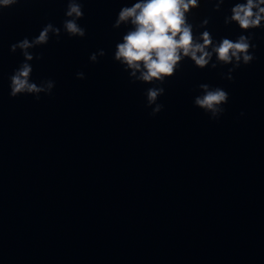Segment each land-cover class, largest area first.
<instances>
[{"label":"clouds","instance_id":"clouds-1","mask_svg":"<svg viewBox=\"0 0 264 264\" xmlns=\"http://www.w3.org/2000/svg\"><path fill=\"white\" fill-rule=\"evenodd\" d=\"M17 0H0V7H8ZM198 0H136L131 6L120 9L113 25L119 28L121 25H130L129 30L123 35L122 42L116 44L114 59L123 65L129 72L132 82L140 81L148 84H163V82L175 75L184 58H190L198 68H205L215 53L216 59L222 64H232L228 69V80H232L231 73L240 67V62L247 65L254 60L250 50L255 49L250 36L239 35L235 40L222 38L213 46V40L209 32L201 34L202 43H198L192 33V26L187 22V13L198 7ZM230 18H225V23L236 22L242 32L264 26V0H245L244 3H236L231 8ZM81 0H67L65 16L72 19L63 21V28L69 37H84L86 32L77 21L83 17ZM207 23V21H205ZM61 29L52 23L46 24L38 36L29 40L24 38L10 46V51L15 53L19 49L24 57L14 73L10 76V96L20 94H35L37 100L40 93L50 95L55 82L44 80L38 85L31 81L33 72L29 63L33 59H42V56L34 55L29 49L49 42V33L54 34L59 40ZM212 46V51L207 49ZM100 50L92 53L90 61L97 62L98 56H104ZM215 68L216 64H212ZM77 79H84L83 72L76 73ZM203 90L202 96H197L195 105L213 117L225 111L221 107L228 100V93L221 88L211 89L208 84H200ZM163 87H150L146 90L147 105L156 104L157 98L164 94ZM163 105L156 104L151 115H156ZM243 115V113H241Z\"/></svg>","mask_w":264,"mask_h":264}]
</instances>
